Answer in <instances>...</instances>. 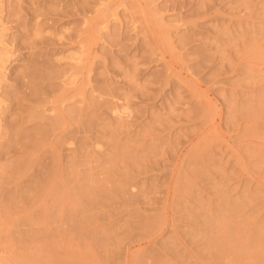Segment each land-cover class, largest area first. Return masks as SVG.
Wrapping results in <instances>:
<instances>
[{
  "label": "rangeland",
  "instance_id": "1",
  "mask_svg": "<svg viewBox=\"0 0 264 264\" xmlns=\"http://www.w3.org/2000/svg\"><path fill=\"white\" fill-rule=\"evenodd\" d=\"M1 5L0 264H264V0Z\"/></svg>",
  "mask_w": 264,
  "mask_h": 264
},
{
  "label": "bare ground",
  "instance_id": "2",
  "mask_svg": "<svg viewBox=\"0 0 264 264\" xmlns=\"http://www.w3.org/2000/svg\"><path fill=\"white\" fill-rule=\"evenodd\" d=\"M4 1V0H3ZM1 3H2V0H0V8L2 7L3 8V6L1 5ZM1 8V9H2ZM3 10V9H2ZM6 16V15H5ZM3 17L4 16H1L0 15V90H2V93H3V95L4 96H9V97H12L13 99H15L16 100V98L18 97V95H17V92L16 93H14L13 91H11V92H9V90L8 91H6L5 89L6 88H4V87H6V82H4V80H6L5 78H6V74H7V71H8V65H9V63H10V58H11V56H12V53H11V51H10V48H9V45L7 44V41L8 40H6V33H5V31H6V28L8 29V27L7 26H5L3 23H4V21L5 20H3ZM6 18H7V16H6ZM8 20V19H7ZM6 23V22H5ZM23 40V39H22ZM31 84V83H30ZM31 86H32V84H31ZM3 88H4V90H3ZM37 89V88H36ZM13 92V93H12ZM33 94V93H32ZM37 94V92L35 93V95ZM1 97V96H0ZM34 98H36V96H33ZM3 103H5V101L4 102H2L1 100H0V108L2 109V106H4V105H2ZM56 106H54L52 109H49V110H52V111H54L53 109L55 108ZM4 109H6V108H4ZM5 111V110H4ZM46 111V110H45ZM5 114V113H4ZM44 116V115H43ZM8 117V116H7ZM56 117H58V116H56ZM54 119H55V117H54ZM53 119V117H52V120L50 121V122H52V123H49L48 124V126L51 128V127H53V125L55 124V123H57L58 124V121H53L54 120ZM6 123V122H5ZM4 123V124H5ZM43 124V123H42ZM7 125V124H6ZM8 126V125H7ZM19 130H20V127L18 126V124H16V123H9V126L7 127V128H5V130H4V132H3V130H2V132L3 133H0V140L1 141H3V142H0V155H4L5 154V152H11V148H12V146L15 144L16 146H19V148H17V150L19 151V155H18V157L16 158V161H14V163H8V171H3V172H1V175H0V207L2 208V203H4L5 201H7L6 200V194H7V192L9 193V192H11L12 191V189H11V187L10 188H8V185H12V183H13V186H15L16 184H18V183H16L18 180H19V178H21V176H23L24 174H27V172L31 169V167H33L32 166V163H34L33 162V157H30V158H22L23 157V155H24V153L29 149L30 150V148L27 146V145H25V146H22L21 144H20V141L17 139L18 137H17V133L19 132ZM37 135H39L40 136V138H43V136H44V134L46 133L45 132V130L44 129H41V128H36L35 129V131H34ZM32 142H33V144H32V146H30L31 147V149L34 147V146H36V143H38V142H40L39 140H32ZM15 149V148H14ZM15 151V152H18V151ZM36 150V149H35ZM37 152V151H36ZM39 152L40 151H38V153H36V156H37V158H38V160L40 159L39 158ZM36 159V158H35ZM2 160V159H1ZM42 161V160H41ZM36 163H38V162H36ZM1 165V164H0ZM13 165H15V167H13L12 169H10ZM34 165H35V163H34ZM34 168V167H33ZM1 169H5L4 168V166H3V168H1ZM0 169V170H1ZM6 169H7V167H6ZM15 176L13 179H12V181H9V177H12V176ZM9 178V179H8ZM30 179V178H29ZM55 188H52V191L54 190ZM33 190V189H32ZM58 191V190H57ZM54 193H56L55 191H53ZM13 193H15L14 191H13ZM55 195H58V194H55ZM54 196V195H53ZM24 198V197H23ZM55 198H56V196H55ZM54 198V199H55ZM58 198V197H57ZM20 199H22V198H20ZM20 201V200H19ZM237 208V207H236ZM3 209H5V208H3ZM7 213V212H6ZM38 216V215H37ZM224 218V217H223ZM20 219V218H19ZM24 219V218H23ZM39 219V218H38ZM21 223V222H20ZM20 231H22V230H20ZM23 232V231H22ZM19 234H21V233H19ZM24 234H26V232L25 233H22V235H24ZM227 237V236H226ZM217 238H220L219 237V235H218V237ZM225 239V238H224ZM211 239L209 238V241H210ZM219 239H217V243H220L219 241H218ZM211 241H213V239L211 240ZM225 241V240H224ZM216 243V242H215ZM223 243V242H222ZM225 243V242H224ZM227 243V242H226ZM218 245V244H217ZM225 245V244H224ZM55 246V245H54ZM222 247H223V245H222ZM218 248H220V247H218ZM220 249H222V248H220ZM217 252V251H216Z\"/></svg>",
  "mask_w": 264,
  "mask_h": 264
}]
</instances>
